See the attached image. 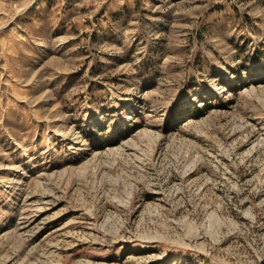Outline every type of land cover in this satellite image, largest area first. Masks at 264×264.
I'll return each mask as SVG.
<instances>
[{
    "label": "rangeland",
    "instance_id": "obj_1",
    "mask_svg": "<svg viewBox=\"0 0 264 264\" xmlns=\"http://www.w3.org/2000/svg\"><path fill=\"white\" fill-rule=\"evenodd\" d=\"M0 264H264V0H0Z\"/></svg>",
    "mask_w": 264,
    "mask_h": 264
}]
</instances>
